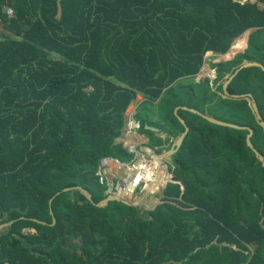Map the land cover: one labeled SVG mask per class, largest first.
Segmentation results:
<instances>
[{
	"label": "trees",
	"instance_id": "16d2710c",
	"mask_svg": "<svg viewBox=\"0 0 264 264\" xmlns=\"http://www.w3.org/2000/svg\"><path fill=\"white\" fill-rule=\"evenodd\" d=\"M246 60L264 62V0H0V264H264V165L247 143L251 128L264 156V126L234 96L264 120V68L223 87ZM137 96L152 146L185 130L177 106L189 126L174 182L150 210L98 206L101 158L131 157L119 137Z\"/></svg>",
	"mask_w": 264,
	"mask_h": 264
},
{
	"label": "built area",
	"instance_id": "2783aa9c",
	"mask_svg": "<svg viewBox=\"0 0 264 264\" xmlns=\"http://www.w3.org/2000/svg\"><path fill=\"white\" fill-rule=\"evenodd\" d=\"M4 10L8 16H13L15 13L11 6H4ZM240 38L239 36L237 41ZM230 48H232L231 52L234 49H239L234 47V44ZM224 54L216 55L213 52H208L206 62L225 60ZM216 57L221 58L214 60ZM202 76L214 79L215 73L213 70H208L200 76L198 74V78ZM141 128V121L136 118V109L127 110L126 124L119 141L131 157L129 160H120L112 156L101 158L96 175L99 182L107 186L108 196L118 195L131 205L150 206L149 209H153L166 196L165 189L168 184L174 182V159L172 155L165 153L171 148L174 138L172 137L161 146H152L140 133ZM163 135L165 136L163 133L160 134L162 137Z\"/></svg>",
	"mask_w": 264,
	"mask_h": 264
},
{
	"label": "water",
	"instance_id": "95a60500",
	"mask_svg": "<svg viewBox=\"0 0 264 264\" xmlns=\"http://www.w3.org/2000/svg\"><path fill=\"white\" fill-rule=\"evenodd\" d=\"M232 48H230V50L224 54V59L227 60V59H230L232 58V55H231V51ZM252 65H258V66H261L262 68H264V65L260 62V61H257V60H251V61H244L235 71L234 73L230 74L227 79L225 80L224 82V89L226 91V88L229 84V82L233 79V77L238 73L239 70H241L242 68L244 67H247V66H252ZM205 69V66L204 68L202 67L200 73H199V76L203 74L204 70ZM210 72V71H209ZM212 73V72H211ZM227 92V91H226ZM236 98H249L251 99V104L253 106V110L257 116V119L261 122V124L264 126V120L262 118V115L259 111V107H258V104H257V101L256 99L253 97V95L251 93H248V94H241V95H234ZM184 108H189L190 110L194 111V112H200L198 110H196L195 108H191V107H187V106H183ZM178 110H179V106H177L175 108V113L176 115L178 116V118L180 119V121L184 124L185 126V130L180 134V136H178L177 138V141L172 144L171 148L165 152L166 154L168 155H174L177 150L179 149V147L181 146L186 134L188 133L189 131V126L186 124L185 120L178 114ZM204 117H206L207 119H209L210 121L214 122V123H217V124H222V125H229V126H233V127H242L240 125H237V124H233V123H228V122H225V121H222V120H218L210 115H207L205 113H201ZM149 128H151L152 130H155V131H158V128L155 127V126H147ZM249 130V133L247 135V143L248 145L255 151V153L257 154V156L260 158V160L262 161V164L264 165V156L257 150V148H255V146L253 145L252 141H251V136H252V133H253V130L251 128H248ZM79 188H81L80 186H77ZM84 192L86 193V195L88 196V198L91 199V194L88 193L87 191L84 190ZM111 200H123L125 202H127L126 200H124L123 198H121L120 196L118 195H109L107 197H105L103 200L95 203L96 205L98 206H103L105 204H107L109 201ZM51 203V201H50ZM128 203V202H127ZM52 212V210H51ZM56 221L55 217H53V223ZM13 221H9V222H4V223H1L0 224V232L3 228L9 226L10 224H12Z\"/></svg>",
	"mask_w": 264,
	"mask_h": 264
},
{
	"label": "rangeland",
	"instance_id": "374dc122",
	"mask_svg": "<svg viewBox=\"0 0 264 264\" xmlns=\"http://www.w3.org/2000/svg\"><path fill=\"white\" fill-rule=\"evenodd\" d=\"M248 31V32H247ZM245 33H243L240 37H242V38H240V40H243V38H245V36L247 35V36H249L250 35V33H251V31L252 30H247ZM240 40H238V41H240ZM238 41H237V39L233 42V44L234 45H237L238 44ZM248 44V43H247ZM247 44H246V47H247ZM246 47H245V49H246ZM244 49V47L242 48V49H234L233 50V52H231V55H232V57H234L236 54H238L239 52H241V51H243V50H245ZM218 58H221V57H216L214 60H219ZM210 65L208 62H206V63H204V65H205V69H203L204 70V72L203 73H206V72H208V65ZM262 64L264 65V62H262ZM207 66V67H206ZM203 68H204V66H203ZM138 97V96H137ZM135 101V103L134 104H132L133 106H129V108H128V111H132V110H134V109H136V113L138 112V114L140 113V115L141 116H143V117H145V115H146V113H147V110H146V108L142 105L143 103H144V96H140L138 99L136 98V100H134ZM249 102L251 103V99H249ZM153 109H155V106H151ZM155 118H156V116H154ZM140 133L141 134H143L144 135V137L147 139V141L149 142V140H148V138H147V136H146V134L141 130L140 131ZM160 134H162V133H159L158 135L160 136ZM178 138V137H177ZM177 138H174V140H173V142H172V144H174L176 141H177ZM154 146V145H153ZM173 156V155H172ZM145 207V209H148V210H150L149 208H151L150 206L149 207H146V206H144ZM79 243V242H78Z\"/></svg>",
	"mask_w": 264,
	"mask_h": 264
},
{
	"label": "crops",
	"instance_id": "0c3cea01",
	"mask_svg": "<svg viewBox=\"0 0 264 264\" xmlns=\"http://www.w3.org/2000/svg\"><path fill=\"white\" fill-rule=\"evenodd\" d=\"M249 30H252V29H249ZM248 32V31H247ZM242 38V37H241ZM242 41V45H243V47H244V49H245V47H246V44L248 43V36L246 35L245 36V38H243V40H241ZM242 47V48H243ZM208 65V64H207ZM207 67V66H206ZM208 70H212L211 69V67H210V65H208V68H207ZM139 98V97H138ZM131 106H133L132 104H131ZM159 133H163V134H165V136L163 135V137L164 138H166V133H164V132H158L157 134H159ZM146 139V138H145Z\"/></svg>",
	"mask_w": 264,
	"mask_h": 264
}]
</instances>
